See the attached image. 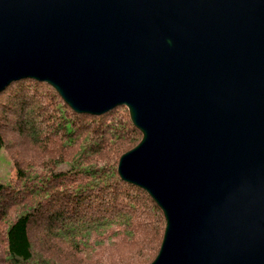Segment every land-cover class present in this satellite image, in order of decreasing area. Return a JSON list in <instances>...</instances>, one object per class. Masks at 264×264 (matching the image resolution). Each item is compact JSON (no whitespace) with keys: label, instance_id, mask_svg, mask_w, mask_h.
<instances>
[{"label":"water","instance_id":"water-1","mask_svg":"<svg viewBox=\"0 0 264 264\" xmlns=\"http://www.w3.org/2000/svg\"><path fill=\"white\" fill-rule=\"evenodd\" d=\"M124 107L117 175L165 221L151 264H264V0H0V93Z\"/></svg>","mask_w":264,"mask_h":264},{"label":"trees","instance_id":"trees-1","mask_svg":"<svg viewBox=\"0 0 264 264\" xmlns=\"http://www.w3.org/2000/svg\"><path fill=\"white\" fill-rule=\"evenodd\" d=\"M42 86L48 104L37 99ZM0 106L14 122L32 119L15 124L28 139L54 134L40 154L50 155L47 166L18 165L14 186L0 182V264H151L165 221L146 192L117 175L119 158L141 140L126 109L78 115L29 79L0 93ZM58 153L66 167L53 172Z\"/></svg>","mask_w":264,"mask_h":264},{"label":"rangeland","instance_id":"rangeland-1","mask_svg":"<svg viewBox=\"0 0 264 264\" xmlns=\"http://www.w3.org/2000/svg\"><path fill=\"white\" fill-rule=\"evenodd\" d=\"M39 94L40 95L38 96L37 99H39L40 102H44L48 104L50 96L45 87L42 86L39 88ZM44 107L45 106H43V108ZM51 115L54 116V113H51ZM14 117H10L9 114L5 111L3 112L2 107L0 106V182L8 184L10 186H14L15 174H16L15 171L18 165H20L21 167L24 166V167H39V168L48 165V161L49 159H51V157H49L50 155L48 156L43 155V158H41L40 154H42L45 149V148L42 149L43 147L50 146V143L54 135V134H50V132H46L45 130H42V133L44 132L45 135L42 136L40 140L34 139L37 142H39L38 144L32 139H28L27 138L28 136H25L23 132H20L15 129V124L21 123V121H24V123L27 122L33 124L32 119L30 118L28 121H26V118L23 120L22 117L19 118L17 117V121L14 122L15 120ZM39 122L40 119L36 118L35 123L37 127L38 126L45 127L42 126L43 124H40ZM46 135L48 136V138H45ZM66 153L67 152H65V155ZM62 160L67 162L65 157H63L61 153L60 154L58 153L57 158H55L54 161L60 162ZM65 162H60V164L58 165L53 164L52 165L53 172L59 170H65L66 167Z\"/></svg>","mask_w":264,"mask_h":264}]
</instances>
